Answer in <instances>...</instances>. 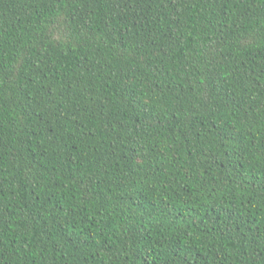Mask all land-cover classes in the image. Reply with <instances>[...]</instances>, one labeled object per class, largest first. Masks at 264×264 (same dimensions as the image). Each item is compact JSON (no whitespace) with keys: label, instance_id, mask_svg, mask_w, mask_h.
Masks as SVG:
<instances>
[{"label":"trees","instance_id":"1","mask_svg":"<svg viewBox=\"0 0 264 264\" xmlns=\"http://www.w3.org/2000/svg\"><path fill=\"white\" fill-rule=\"evenodd\" d=\"M0 264H264V0H0Z\"/></svg>","mask_w":264,"mask_h":264}]
</instances>
